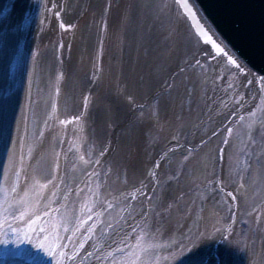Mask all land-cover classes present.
Returning <instances> with one entry per match:
<instances>
[{"label":"rangeland","instance_id":"374dc122","mask_svg":"<svg viewBox=\"0 0 264 264\" xmlns=\"http://www.w3.org/2000/svg\"><path fill=\"white\" fill-rule=\"evenodd\" d=\"M6 2L0 0L1 7ZM8 3L22 17L10 34H15L22 22L33 32L30 47L34 49L28 54L36 65V73L30 77L23 96H28L35 110L38 108L35 87L45 83L44 80L43 84L42 81L38 83V75L55 69L54 62L58 59L63 72L65 66L71 67L69 73L65 70L68 87L60 104L70 113L79 111L84 102L80 93L93 76L94 57L98 52L101 56L100 76L88 88L91 94L88 99L93 97V101L88 102L87 112L78 122L77 133L66 146L56 131L49 145L55 151L57 141H63L65 150L53 170V158L40 160L30 167L36 179L31 180L29 174L26 175L32 181L31 186L19 202L8 207L5 212L8 218L0 223L1 234L7 230L5 223L18 213V218L12 220L9 227L19 226L15 232L25 239L34 233L41 239L46 231H39L37 222L52 209L55 201L69 204L67 212H59L69 223V237L65 235L63 242L66 241L64 246L68 247L69 240L74 239L73 233L77 234L76 226L80 225L79 248L73 253L79 252L81 256L86 246L95 244L102 231L122 214L126 203L117 207L121 193L132 190V185H142L151 175L153 159L170 141L183 142L190 130L200 123L203 97L215 69L190 32L178 29L179 16L168 0H111L110 8L105 0H73L70 4L66 2L63 11L59 8L61 13L57 16L53 9H47V2L41 7L40 0H11ZM104 14H107L106 19ZM78 22L83 23L74 41L77 44L75 54H64L61 45L66 43L61 39L64 28L68 29L74 23L79 25ZM52 26L58 35L46 30ZM39 30L42 38L36 40ZM7 49L9 44L4 49L6 59ZM4 58L2 54L1 59ZM225 69V74L231 75L228 82L233 89L236 75L230 67ZM171 70L178 73L171 76ZM0 76L3 85L5 78ZM110 92L116 94L114 105L119 109L115 121L120 126L115 137H111L108 122L99 115ZM151 96H154L153 100L146 103ZM142 101H146V105L141 108ZM132 106L140 110L133 112ZM212 128L213 124H207L199 138L207 136ZM221 138L206 141L196 152L168 157L163 162L149 203L148 221L142 230H137L138 236L133 234L131 247L125 248L126 256L120 257L121 264H208L213 244L219 242L234 213L236 220L232 221L230 235L217 253L224 256L219 263L264 264V90L257 107ZM41 142L45 141L28 140L24 145H32L38 150ZM222 147L225 160L222 186L225 191L214 182L218 172L217 152ZM102 148L106 155L100 157ZM81 156L84 160L100 159L101 163L85 164ZM5 166L7 168H0V177L8 185L18 172L11 167L13 172L8 173L7 169L12 165ZM59 170L70 181L69 187L59 193L53 191L55 195L52 193L42 204L44 193L52 188V185H46L48 179L45 177L55 176ZM109 203L111 208L107 207ZM36 215L39 218L35 221ZM89 215L92 220H88ZM59 221L55 220L56 223ZM90 222H95L96 227L87 232ZM48 252L45 257L50 259ZM253 257L256 259L251 260ZM104 264H111L110 256Z\"/></svg>","mask_w":264,"mask_h":264},{"label":"bare ground","instance_id":"6f19581e","mask_svg":"<svg viewBox=\"0 0 264 264\" xmlns=\"http://www.w3.org/2000/svg\"><path fill=\"white\" fill-rule=\"evenodd\" d=\"M25 1L27 2L28 0ZM8 2H11V0H7L3 7L0 5V75L2 74L5 78V83L3 85L0 84V168H7L5 165L9 164L12 166L8 167V173H12L14 169L18 173L17 176L11 179V183L8 185H5V179L0 177V223L8 218V216L5 215L6 210H9L8 207L14 206V203L19 202L31 186V180L34 177V172L32 173L31 169L32 166L40 162V160L47 161L53 158V163L51 164L53 170L59 155L65 150L63 147L64 142L67 146L74 134L75 124L80 122L85 115L86 107L89 106L88 102L93 101V97L88 99V97L91 96L90 92H88V88L92 86L93 80L100 76L99 66L102 62L101 56L96 55L94 57L96 65L92 72L93 77L87 88H83L80 93V96L82 95L81 97L86 103H81L79 111L76 110L75 113H70L68 109L63 108L60 104L64 90L68 87L67 73H63L62 65L55 62L57 65L55 69H49L48 74L38 75V83H41L42 80H44L45 83L42 87H35L38 96L36 99L38 108L35 110L33 105L30 104L28 96L26 95L25 98L23 96L24 89L30 83V77L36 73V65L31 62L29 59L30 55L28 54L34 49V47H30V40L31 36H33V32L29 31L27 24L22 22L21 25L17 27V32L15 34H10L15 24L21 22L22 17L19 11H13V9L9 7ZM46 2L50 10L53 9L57 16L61 13L59 8L63 11L66 0H40L41 7L45 5ZM82 23L83 22H78L79 25L74 23L70 25L68 29L66 28L67 33H64L62 38L66 41L63 45L62 53L66 54L70 52L71 54H75L77 44L75 45L74 41L79 36ZM185 24L186 22L184 20L180 21L179 30H183L186 27ZM46 30H50L53 34L56 32L55 34L58 35V31L55 27H49L48 29L46 28ZM7 37H9V41H7ZM40 38H42V32L39 30L35 39L39 40ZM6 44H9V49L6 50L8 54L7 59L4 53ZM56 51L58 52V49ZM2 54L5 56L4 60L1 59ZM209 60L216 66V69H222V73L224 72L226 60L216 57L212 53H209ZM238 63L241 67L239 69L236 68V71L244 81V89L246 87L247 90L246 99H240V96L239 100H237L236 91L232 92V96L231 91L223 88V86L228 83L229 79H224L222 82L218 83L214 77L211 79L210 88L206 95L205 118L214 119L216 126L221 125L220 123L224 119L225 122L220 126V128L223 129L222 135L226 134L228 127L233 125V117L230 119L229 117L233 114L236 116L244 112L261 90L262 83L258 84V86L256 83H252V74L243 64L240 62ZM217 75H219L218 70ZM0 78L3 80V77L0 76ZM240 94L241 92L239 95ZM113 98L117 99L116 94L110 92L109 98L104 100L106 103L105 106L101 108L99 112V115L108 122V127L110 126L111 130H114L117 126L115 119L118 114ZM39 107H41V113ZM134 108L136 111L139 110L136 107ZM56 131L57 137L61 136L64 142L61 141V144L57 147L58 149L53 151L49 144L54 139ZM35 139H42L45 141L43 143L41 142V146L39 143L38 150H34L32 145L29 147L28 145H24L26 141H33ZM194 139H196L195 136ZM47 141L48 145L46 144ZM175 143L180 145L179 141ZM25 147L26 152H23V148ZM68 164L70 165V169H73L72 164ZM11 167H13V171H11ZM27 169L31 170L28 171ZM28 174L31 180L26 178ZM51 176H54V174H51ZM54 177L56 187L49 188L50 190L44 193L42 204L48 201L53 191L59 193L63 188L69 187L70 181L64 178L63 171L59 170L58 174L56 173ZM34 179L36 178L34 177ZM46 185L51 186L48 182ZM141 199L142 198H138V201ZM138 201L133 202L131 216H127V220L121 222V224L114 229L109 236V240L105 244L96 247V244L92 245L90 243L86 246L85 252L83 251L81 256L79 252L75 255L73 253L77 247L79 248L78 231L77 234L72 236L74 239L70 240V245L68 247L64 246L66 241L63 242L65 235L69 237V231L67 229L69 223L62 214L69 210V204L63 205L60 204L59 201H55L52 209L46 212L42 220L37 222L40 228L39 231H46V234L44 237L42 236L41 239L36 236V233L26 239L22 234H16V228L19 226H14L13 229L9 227L11 221L18 218V213H14L11 217V221H7L4 225L7 230L0 234V264H12L6 261L5 258L6 255L12 256L15 255V253H19L22 258H17V262L13 264H103L108 253L114 252V249L117 247V242L124 238L125 232L129 233V244L133 241V234H131L129 229V223H142L144 219L143 216H145V206L148 202V200H143V203H139ZM35 205H37V203ZM19 215L20 218L23 217L21 213H19ZM38 218L39 216L36 215L34 220L36 221ZM57 219L60 221L56 223L55 220ZM91 224L92 222L89 223V226ZM51 225H53L52 229L47 231V228ZM107 237L108 235L106 238ZM100 239L101 237L99 241ZM129 244H120L119 247L124 248ZM61 245H63V247H61ZM97 249L100 250L99 253H97ZM18 250H20V252H18ZM48 250L50 259L45 257ZM60 252L64 253L62 257L57 255V253ZM89 252H92L93 255H87ZM210 258L212 259L211 263L222 264L219 263V261L223 259L224 256H219L218 260L216 258L215 262L213 261V254ZM253 259L256 258L253 257L251 260Z\"/></svg>","mask_w":264,"mask_h":264},{"label":"water","instance_id":"95a60500","mask_svg":"<svg viewBox=\"0 0 264 264\" xmlns=\"http://www.w3.org/2000/svg\"><path fill=\"white\" fill-rule=\"evenodd\" d=\"M175 2L201 41L210 45L217 55L223 53H218L213 47L211 41H215V38L209 32L210 25L214 33L245 65L259 77L264 76V0H175ZM185 4L188 7H185ZM156 180L157 175L153 182H150L151 190ZM150 192L148 191V195ZM130 212L132 213V208ZM125 220L127 217L124 216L122 221Z\"/></svg>","mask_w":264,"mask_h":264},{"label":"snow or ice","instance_id":"6c2138e0","mask_svg":"<svg viewBox=\"0 0 264 264\" xmlns=\"http://www.w3.org/2000/svg\"><path fill=\"white\" fill-rule=\"evenodd\" d=\"M185 7H188V5L185 4ZM211 42L213 44V47L216 49V51L218 53H223L232 65H234L237 69H239L241 67V65L237 62V59H234L231 55H229L223 47H221L215 41H211ZM260 79L262 81H264V76H261ZM249 83H251V82H249ZM227 130H228V132H231V128H228ZM225 143H227V141H225ZM105 155H106V153H105L104 149L102 148L101 151L99 152V156L103 157ZM80 159L84 160V157L81 156ZM84 163L88 164V165H99L101 163V160L100 159H96V160L88 159V160H84ZM156 167L158 168L159 165L157 164ZM47 179H48V184H51L52 187L55 188L56 187V184L54 182L55 177L50 175ZM146 189H147V191H146ZM148 191H151V189L148 188V185H144V184H142L140 186L132 185V190L121 193L120 200L117 201V207H119L120 203H126L127 207L124 210L130 209V208H132L133 202L138 201V198H142L141 200L138 201L139 203H143V200L151 201L152 197L150 195H148ZM53 195H55V193H53ZM233 199H235V197H233ZM107 207L111 208L112 204L109 203ZM129 216H131V212H129ZM97 219H99V217H97ZM121 219H124V217H121ZM88 220H92L91 215L88 216ZM84 223H87V221H84ZM95 227H96V224H95V222H93L89 226V228L86 229L85 231L91 232V230ZM138 228L142 230L143 226L136 224V223H129V229L134 234V236L139 235V232L137 231ZM76 231H80V225L76 226ZM73 235H75V233H73ZM129 240H130L129 233L125 232L124 238L117 242V247L114 249V252L108 253V256L111 257V264H121L120 257L126 256V252H125V249L122 247H119V245L120 244H129ZM137 246H139V245H137ZM61 247H63V245H61ZM80 247L83 248V244H80ZM129 247H131L130 244H129ZM99 252H100V250L97 249V253H99ZM57 255L62 257L64 255V253L60 252V253H57ZM88 255H93V253L89 252Z\"/></svg>","mask_w":264,"mask_h":264}]
</instances>
